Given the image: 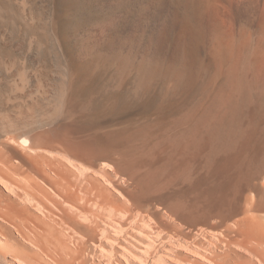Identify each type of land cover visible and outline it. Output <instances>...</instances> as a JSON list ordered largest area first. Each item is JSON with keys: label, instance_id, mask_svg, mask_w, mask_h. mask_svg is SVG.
<instances>
[{"label": "bare ground", "instance_id": "obj_1", "mask_svg": "<svg viewBox=\"0 0 264 264\" xmlns=\"http://www.w3.org/2000/svg\"><path fill=\"white\" fill-rule=\"evenodd\" d=\"M88 7L79 20L94 32L75 59L90 78L112 72L146 114L95 125L73 67L58 121L11 133L0 122V258L85 264L91 244L136 229L177 241L197 264H264V0Z\"/></svg>", "mask_w": 264, "mask_h": 264}, {"label": "rangeland", "instance_id": "obj_2", "mask_svg": "<svg viewBox=\"0 0 264 264\" xmlns=\"http://www.w3.org/2000/svg\"><path fill=\"white\" fill-rule=\"evenodd\" d=\"M92 1L94 0H87L86 5H80L74 0H0V118H3L0 122L1 124L5 122L2 126H6V129L9 127L7 129L9 133L18 129H42L47 127L46 124L50 120L54 123L59 120L62 111L54 110V101L59 100V97L61 98L68 91V86L66 88L65 84L67 70L73 67L77 73L74 79L77 84L70 87L75 93L78 92L76 95L80 101L89 103L90 113H96L95 116H98L94 121L95 125L101 124L109 127L131 124L133 118L146 114V111L140 109L139 105L129 98L128 88L123 91H116L113 88L112 72L97 73L90 78L86 71H83L85 70L84 65L75 59L81 35L94 32L91 21L80 22L79 20L82 8L86 15L90 14L87 9ZM109 106H115L113 114H107L106 109ZM174 114L175 112L167 114L166 117L173 118ZM2 126L0 127V138L7 134ZM12 126L13 129H11ZM117 192L115 190V193ZM132 231L134 232V229H131L129 234ZM135 232L134 236L129 234L122 236V241L128 243L127 245L122 241V243H117L112 240L106 241L104 246L101 245L102 248L91 244V247L86 249L87 251L84 250V260L87 261V263L84 261L85 264H107V262L108 264H119L117 260L121 261L120 264L196 263L195 254L188 252L184 247L179 248L177 241H165L162 245L159 241L155 243L153 239V244L152 240H149V235L142 234L136 229ZM126 236L130 243L125 240ZM148 240L151 243H148ZM152 244L154 247L151 246ZM131 248L136 250V253H132L135 251ZM152 249L153 252H151ZM10 256L9 254L5 258L1 256L0 259H4L0 260V264H23L19 259ZM141 256L144 257L141 258ZM159 256L162 258L160 259ZM183 256L185 257L182 258ZM53 263L55 264L50 261V264ZM79 264L84 263L79 261Z\"/></svg>", "mask_w": 264, "mask_h": 264}]
</instances>
